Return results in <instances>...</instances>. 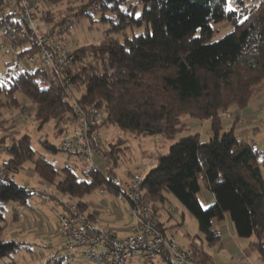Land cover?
I'll return each instance as SVG.
<instances>
[{
    "label": "trees",
    "instance_id": "16d2710c",
    "mask_svg": "<svg viewBox=\"0 0 264 264\" xmlns=\"http://www.w3.org/2000/svg\"><path fill=\"white\" fill-rule=\"evenodd\" d=\"M131 1L81 0L77 8L70 7L69 13L57 18L51 7L63 0H50L46 13L59 41L75 20L91 17L97 10L110 28L100 43L72 51L74 69L63 86L44 66L30 69L26 58L35 53V43L31 33L22 29L23 40L15 45L17 58L0 71V112L18 105L17 94H23L39 127L54 122L57 134H62L75 100L99 108L105 124L137 137L175 141L167 153L156 155L144 174L147 204L157 212L173 196L193 215L202 236L193 237L190 246L199 264H211L207 248L221 240L213 222L226 218L239 238L251 239V249L264 261V155L236 132L237 117L233 127L223 131L221 116L248 107L263 92L264 0H233L234 13L225 10L228 0H138L137 5H128ZM139 5L143 11L136 17ZM5 22L0 20L3 32ZM225 22L231 30L214 40V26ZM140 28L144 33H136ZM76 91H81L79 97ZM205 122H211L209 140L203 141L199 133L178 137L190 124ZM9 137H0L9 156L3 165L17 174L32 163L40 178L76 199L88 219L85 197L102 187L117 197L124 190L126 182H118L116 174L126 148L121 147L122 140L105 150L111 164L102 171L92 169L79 153L68 155L81 161L80 166L67 163L58 170L46 159L36 158L30 135ZM41 142L46 150L59 152L47 139ZM204 189L215 196L208 207L201 198ZM36 195L46 197L17 181H0V257L26 246L5 240L3 232L8 210L12 209L11 222L17 223L20 208L29 206ZM161 223L159 218V227L166 232ZM158 256L167 264H177L168 253ZM62 259L56 254L42 264H63Z\"/></svg>",
    "mask_w": 264,
    "mask_h": 264
},
{
    "label": "built area",
    "instance_id": "2783aa9c",
    "mask_svg": "<svg viewBox=\"0 0 264 264\" xmlns=\"http://www.w3.org/2000/svg\"><path fill=\"white\" fill-rule=\"evenodd\" d=\"M49 2L0 0V20H6L3 41L4 47L17 58L15 45L23 40L22 29H27L35 43V53L28 55L27 62H40L51 72L54 82L63 86L68 72L74 69V55L53 32L46 13ZM72 105L73 113L63 128L56 149L67 154L79 153L92 169L102 171L110 163L101 139L105 116L99 108L90 104L73 100ZM4 150L0 147V153ZM260 153L264 155V151ZM5 180L16 181L17 175L0 164V181ZM143 181L144 175L135 173L118 195L120 201L130 205L132 222L125 238H119L88 219L78 202L63 201L65 212L58 215L56 226L61 246L67 250L86 246V259L91 264H126L138 253H141L143 264H153L160 253H168L177 264H199L194 259L193 249L181 247L174 236L160 229V217L144 199ZM26 189L29 187L26 186ZM100 247H105V250H99Z\"/></svg>",
    "mask_w": 264,
    "mask_h": 264
},
{
    "label": "rangeland",
    "instance_id": "374dc122",
    "mask_svg": "<svg viewBox=\"0 0 264 264\" xmlns=\"http://www.w3.org/2000/svg\"><path fill=\"white\" fill-rule=\"evenodd\" d=\"M79 1L81 0H72L73 3H68V0H63V2H61L59 5L53 3L51 7L52 14H54L57 18H59L63 14L69 13L70 7L77 8V5H79ZM130 4L137 5L138 0H132L131 2H129L128 5ZM92 7L95 8V5ZM142 11H143V7L139 5L136 8V12H135L136 17L140 16ZM110 14L111 13H108V16ZM72 18L75 19V16H73ZM109 28H110L109 21L103 19L101 10H97L92 14L91 17L82 16L79 19L75 20V22L69 28V30L65 32L63 35H61L62 37L61 42L68 50L74 51L83 46L100 43L101 40H103L104 38L105 32ZM214 30L215 32L213 35V39L217 40L222 36L226 35L231 30V25L228 22L216 24L214 26ZM144 31H145L144 28H140L136 30V33H144ZM12 58H13L12 53L8 52L7 49L4 47L3 31L0 30V71L3 70L6 62L12 61ZM29 67L30 69H35L37 67H43V65L40 62H38L36 64H31ZM75 95L76 97H79L81 95V91H76ZM17 98L19 102L18 105L5 107L0 112V137L2 134L10 137L11 136L21 137L25 134L30 135L32 139L33 148L36 151V158L42 157L43 159H46L48 162L53 163L56 169L58 170H61L62 167L67 163L72 164L77 162V164L80 166L82 162L74 159V157L68 155L67 153H63V152L55 153L46 150L44 148L41 140L47 139L52 144L57 145L61 139V134H57V130L55 128L54 122H50L46 124L43 128H40L39 122L35 118L34 108L32 107V104L29 102L27 97L19 93L17 94ZM261 104L264 105V96L262 95L259 98L255 97L252 100V103L249 105L254 110H256L254 115L252 116L256 118L259 125L258 124L256 125L258 126L257 127L258 129L254 131V134L246 135L244 137L247 138L249 142L252 141L251 139L255 137L258 138L261 148L260 150H264V106L259 107V105ZM247 108L248 107L242 110L235 109V110L222 112L221 116L224 117L223 131L230 130L233 127L234 120L230 118L237 117V121H239L240 116L244 117L245 114L243 112H245ZM228 115L231 116L227 117ZM244 123H247V120H244ZM250 130L252 129L250 128ZM197 133L201 135V139L203 141L209 140L212 134L211 122H205L203 124L196 123L195 125L194 123H192L189 125L188 130L182 134H179L178 137L187 136L190 134H197ZM101 139H103L104 141L105 146L103 147L105 150H109V148L107 147L110 146L109 145L110 143H116L119 140L124 141L122 142L121 147L122 148L126 147L124 149L125 153L121 157V160L116 169L118 182H122V183L129 180L131 181V178L134 176L135 173H142L144 175L146 171L149 170L155 163L154 158L156 157V155H158L159 153H167L169 151L171 144L175 142V141L173 142L167 140L162 136L137 137L132 133L123 131L114 125L105 124V122L101 128ZM8 142H10L9 139ZM0 147L6 149L0 153V156L7 157L9 159L6 145L0 143ZM110 164L111 161L109 164H106V166L108 167L110 166ZM16 175H17V180H16L17 183L23 186L28 185L29 189L34 188V190H36L38 193H42V195L46 196V198L54 200L55 205L59 204L58 205L59 207L61 206L64 208L62 203L63 201L77 202L76 199L69 198L68 196L63 195L53 185L49 184L47 181L40 178L37 175L34 165L32 163H27L25 165V169L21 170ZM36 184L38 185V187ZM91 195L85 197L84 201L88 202L89 198L90 199L92 198L95 200V202H98L99 198L101 197L100 189L95 190ZM169 198H170V203H166V207H170L169 211H171L172 213L178 209L177 213H175L174 215H178L175 217L181 224L183 223L181 217V211L183 210L186 211L187 213V218L185 219L184 225L171 227L173 233L177 234L178 240L175 239L176 242L177 243L179 241L184 242L186 239L182 237V233L184 234L187 232L189 233L191 232L190 234H192V232L194 231L196 232L199 231L198 222L193 217V215L188 210H186L173 196H169ZM36 200L37 198H33L31 202H35ZM202 202L206 207L207 205L203 199ZM148 206L155 214H157L161 218L160 211L156 212L149 204ZM129 210H130V205H129ZM94 222L97 225L104 227L98 224L96 221ZM0 225H2V223ZM13 228L14 227H12V229ZM5 230L6 229H4V231ZM7 232L8 230H6L3 233V238L5 240H10ZM166 233L171 234L173 236V234L168 231H166ZM46 245L47 243L45 242L40 245L32 244L31 249L22 248L18 252L13 253L9 256L0 257V264H42L46 262L48 259V257L46 258H43L44 256L41 257L42 252L47 251L45 248ZM83 248H87V247L82 246L80 247V250H75L77 248H73L70 250L58 248L56 251H58L59 253L58 256L63 257L62 259L63 264H75V262L77 261H79L80 264H91L86 259V256H84L83 254L82 256L80 255V253L83 252L81 251ZM189 248L192 249L191 246H189ZM37 254L40 256L39 258H37ZM153 264H167V262L163 261L160 256H157Z\"/></svg>",
    "mask_w": 264,
    "mask_h": 264
},
{
    "label": "crops",
    "instance_id": "0c3cea01",
    "mask_svg": "<svg viewBox=\"0 0 264 264\" xmlns=\"http://www.w3.org/2000/svg\"><path fill=\"white\" fill-rule=\"evenodd\" d=\"M261 95L264 96V89ZM263 106V104L259 105V107ZM255 111L256 110H254L252 107L248 106L246 111L243 112L245 114L244 117H239V125L237 124L236 126V130L239 136L244 137L246 135L254 134V131L258 129V126H256L258 122L256 118L252 116L254 115ZM230 119L235 121V117H232ZM244 120H247V123H244ZM250 128L253 131L250 130ZM251 140V144L259 152L264 151L260 150L261 148L258 138L255 137ZM102 142L103 146H105L103 139ZM107 148H109V146ZM7 161V157L0 156V164H4ZM26 186L29 187L28 185ZM100 192L101 197L99 198L98 202H95V200L92 198H89L88 202L85 201V212L91 217L92 220L106 227L111 233L116 234L119 238L127 237L129 234V226L132 222L129 213V204L125 201H120L116 194L108 191V189H106L105 187H102V189L100 188ZM33 198H37V200L35 202H30L29 206L20 208V219L17 223L11 222L13 214L10 210L12 209L8 210L6 230H8L7 233L9 235V238L10 240H16L26 243V246L23 247L26 249H31L32 244L40 245L44 242L47 243V245L45 246L47 251H43L41 254V257L44 256L43 258H51L56 254L59 255L58 251L56 250L58 248H62V246L60 244V238L56 231V226L58 215L64 213L65 209L61 206L57 207L54 200H51L49 198L39 195H36ZM202 199L204 200L206 205H209L215 201V196L211 191L204 189L202 192ZM54 208L55 210L53 211ZM169 208L170 207H166L165 204V206L159 210L161 214V224L166 229V231L172 233L175 239L178 240L177 234L173 233L171 227L184 225L185 219L187 218V213L186 211H181V217L183 221V223L181 224L175 217L178 215H174L175 213H177L178 209L176 208V212L174 211L172 213L171 211H169ZM213 225L218 230L221 236V240L216 246L207 248V251L211 255V264H264V261L261 259L260 255L251 249V239L239 238L236 235L233 224L229 218H226L223 221L214 220ZM10 226L14 228L12 229V227ZM190 233H182V237L186 240L184 242H178L181 246L189 247L193 241V237L202 236L200 230L197 232L194 231L192 232V234ZM76 248L77 249L75 250H80V247ZM99 250L103 251L105 250V247H100ZM81 251L83 252H81L80 255L82 256L83 254L84 256H86L88 248H83ZM39 257L40 256L37 254V258ZM140 263L142 264L143 262L141 260V253H138L137 257H135L132 261L127 262L126 264ZM75 264L80 263L79 261H77L75 262Z\"/></svg>",
    "mask_w": 264,
    "mask_h": 264
},
{
    "label": "snow or ice",
    "instance_id": "6c2138e0",
    "mask_svg": "<svg viewBox=\"0 0 264 264\" xmlns=\"http://www.w3.org/2000/svg\"><path fill=\"white\" fill-rule=\"evenodd\" d=\"M232 4H233V0H228V4L225 10L234 13L237 9L232 7Z\"/></svg>",
    "mask_w": 264,
    "mask_h": 264
}]
</instances>
